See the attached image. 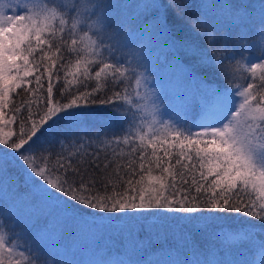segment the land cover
Masks as SVG:
<instances>
[{
  "label": "snow or ice",
  "instance_id": "snow-or-ice-1",
  "mask_svg": "<svg viewBox=\"0 0 264 264\" xmlns=\"http://www.w3.org/2000/svg\"><path fill=\"white\" fill-rule=\"evenodd\" d=\"M127 7L111 0H16L15 6L10 0H0V120L9 94L21 87L24 78L41 68V75L48 76L47 104L40 109L43 114L32 120L30 127L31 115H20L19 135L0 136V192L12 190L24 198L38 197L44 206L40 212L52 228L70 230L86 224L78 211L94 217L103 214L96 218L107 223L93 222L90 227L119 235L123 254L116 255L97 244V264H264V239H257L254 226L222 236L211 230L215 213H242L264 224V3L260 5L258 35L241 31L214 35L210 21L194 18L193 29L216 51L193 53L202 63H211L233 85L212 91L209 102L221 104L222 114L215 123H195L193 127L200 128L199 132L161 117L147 77L138 70L142 67L137 63L140 53L130 47L152 32L170 39L168 11L181 18L187 3L153 0L134 5L140 9L134 20L114 12ZM228 12L238 21L237 29L245 24L247 6L229 5ZM133 24L136 27L130 30ZM219 41L223 43L216 47ZM253 45H260V56L255 58L259 62L236 59L239 54L243 60V51ZM124 48L127 54L118 58L116 53ZM45 60L50 63L45 64ZM241 72L250 73L249 80L259 73V85H238L235 78ZM62 74L78 79L80 87L66 90ZM41 75L35 76L37 82ZM53 78L60 83L57 91L61 100L67 102L48 106L57 87ZM93 79L96 83L90 91L80 90L88 89ZM102 91L104 95H94ZM233 97H239V102ZM96 103L116 105L114 110L123 113L128 129L107 140L97 134V139L89 138L88 143L83 137L75 144L69 141L68 148H74V154L65 153L64 142L55 156L42 147L44 137L58 121L63 118L82 124L77 110ZM22 105L23 101L14 103L13 113L19 115ZM128 113L132 114L130 120ZM138 113L143 115L138 117ZM113 145L128 148V159L124 160V153ZM101 152L105 153L103 166L98 162ZM21 166L23 185L30 187L24 193L11 171ZM92 169L106 174L97 176ZM194 172H199V181L194 175L190 181L186 178ZM209 176L215 179L209 181ZM11 219L5 201L0 208V264H34L32 253L38 247L28 246L24 228L16 232L17 225L10 223ZM113 220L118 223L113 225ZM196 236L208 243L201 247ZM103 239L101 231L97 240ZM156 240L163 242L167 261L136 259ZM245 247L256 249L254 259L233 255Z\"/></svg>",
  "mask_w": 264,
  "mask_h": 264
},
{
  "label": "trees",
  "instance_id": "trees-1",
  "mask_svg": "<svg viewBox=\"0 0 264 264\" xmlns=\"http://www.w3.org/2000/svg\"><path fill=\"white\" fill-rule=\"evenodd\" d=\"M112 3H118L121 5H127V8H119L115 9L114 12L117 15H124L127 16L126 13H129L132 6L134 5H142L145 3H152L153 0H111ZM160 3L166 4L167 0H159ZM188 7L185 9L184 15L181 18H177L175 13L171 10L168 11V27H169V36L170 39L167 38L163 34L159 33H149L145 34L142 38H140L136 44L130 45V47L142 54V51L147 49L149 44L153 41L159 40L158 46L156 47L154 52V57L152 59L153 63L151 65V71L155 73H162L161 69L164 71H169L177 75L181 80H185L187 84H190L193 91L196 92L200 91H208L215 90V89H228L232 87V83L230 81H226L222 78L219 72L216 71V68L211 63H202L201 58L199 55L194 54L193 50H198L199 52L204 53H211L216 51V48L213 47L209 42L206 41L205 37L198 34L192 27V24L196 23L195 17L199 16L202 19L208 20L214 25L215 33L214 35H219L223 30L222 36L225 32L234 34L236 31H240L242 29H248L252 31L253 34H259V25H260V5L264 3V0H185ZM229 5H234L236 7H240L241 5L247 6V18L246 22L243 27L237 29L236 24L238 21L232 19L231 15L228 12ZM131 16V19H135V11H140L135 7ZM257 20V21H256ZM256 21L257 23L253 25V22ZM136 25L133 24L130 26L131 29H135ZM245 29V30H246ZM173 41L177 43H173ZM219 44V42H218ZM217 44L216 47H219ZM260 46V45H259ZM45 50H47L45 46ZM231 50V49H230ZM55 49H53V52ZM239 52V50H237ZM128 52L127 48L121 49L120 52L116 53L117 57H121L122 55H126ZM36 61L35 63H40L39 60V52L35 54ZM51 55V53H50ZM260 56V52H257V55L251 56L250 52L246 53V57L244 56L243 60H241L240 55L238 54L236 59L240 60L241 63L245 61H252V62H259L256 57ZM31 59V58H30ZM131 59V57H129ZM45 64L50 63V60H45ZM137 63L142 65L139 67L138 70L145 73H148V68L144 67V63L142 57L139 56ZM75 64V60L73 59V66ZM74 71V67L72 68ZM55 71V69H53ZM43 69L41 68L40 71H36L34 69L33 75L24 78V81L21 84L19 89H16L15 93L9 94V102L8 107L3 110L4 112V120L7 124V130L3 129V135L5 137L15 138L19 135V124H20V115L24 117H28L31 115V119L28 120L27 127H30L32 120H38L39 116L43 113L40 109L45 108L47 104V95H46V88L48 83V76L47 73H41ZM244 74V75H243ZM36 75H41L40 82H37L35 79ZM238 76H244L243 79L245 83L242 86H245L247 82H254L255 84L259 85V73L254 80H249L248 77L251 75L248 72L238 73ZM150 76V75H149ZM152 76V75H151ZM150 76V77H151ZM61 81H67L66 90L68 91H75L77 87H80V81L75 79L71 76L65 77L63 74L61 75ZM155 81H158V76L152 77ZM54 83L57 84V87L54 88L53 91V98H52V105L53 106L57 103V101L61 103H66L67 100H61V96L57 89L60 87V83L53 78ZM95 80L93 79L89 82V88L84 89L80 88L81 91L84 90H91V87L95 86ZM43 85V87H41ZM17 93L19 94L17 96ZM110 93V90L108 92ZM94 95H104L102 91L99 94ZM23 101V105L21 107V113L19 115L13 113L12 108L13 104H20ZM81 104H85L84 101H79ZM116 105L113 104H87V106L81 107L77 110L79 113L81 123L72 122L69 123L65 119H61L58 123L46 134L44 137V143L42 145L43 148L48 149L49 152L55 156L57 153L61 152V142L65 143V153L66 154H74L75 149L68 148V142L71 141L72 144H75L79 138L83 137L84 142L88 143L89 138L95 141L97 139V134H99V139L107 140L111 139L114 135H121L123 130L128 129L129 123L128 120L122 119L123 113H117L115 109ZM125 109L127 106H124ZM129 120L131 119V113H128ZM138 117L143 115V113H138ZM215 121V120H214ZM201 121L195 122V120L191 119H182L179 122L183 123L185 127H192L193 132L201 131L200 128L193 127L195 123H214ZM47 127V125H45ZM27 130V128H26ZM171 140V137L168 138ZM93 147H102L99 145H93ZM116 148L117 151L124 153L123 159L127 160V152L128 148L125 146H112ZM149 151H151L149 149ZM173 152L178 151L177 149H173ZM109 154H111V149H108ZM105 160V153L101 152V156L99 159V163L103 166ZM54 163V161H53ZM138 166V162H137ZM108 169L106 171H110ZM15 177L18 180L20 185V192L24 193L26 191H30V187H25L23 185V172L22 166L13 168L11 170ZM97 176L104 175L106 173H101L100 169H92ZM204 173L207 174V169L205 168ZM154 174H157L154 172ZM199 181L200 175L199 172H194L186 176V178L190 181L193 178ZM215 179L214 176H209L208 180L211 181ZM11 192V191H10ZM1 200L2 197L0 195ZM39 199V198H38ZM35 195H29L27 198L22 196L21 200L24 204L29 205L30 207H34L37 205H41ZM5 204V202L3 201ZM78 216H82L86 224H81L79 226H73L70 230L65 228L67 232V242L76 240V237L81 234L95 231L90 226L93 224L89 222L91 219L86 213L82 212V214H77ZM97 217L103 214H96ZM205 216L209 215L207 212L204 213ZM217 218L211 222V230L219 233L221 236L225 233H236L238 231L249 229L250 227L254 226V230L257 233V239H264V224H262L258 220H253L250 217L244 216L242 213H215L213 214ZM34 217V215H32ZM96 218V217H95ZM228 220H227V219ZM35 217L33 218V220ZM113 225H116L118 222L113 220L111 222ZM195 240L197 243L201 245V247L205 246L208 242L206 240L201 239L200 236H196ZM162 241L156 240L153 243L151 248H148L146 251L140 253V257L146 258L149 257L152 252L160 249L162 245ZM120 245L123 247V241L120 240ZM33 248H36L32 246ZM70 251H72L70 249ZM242 251L243 254L238 255L237 253ZM160 252V251H159ZM234 254L237 258H245L254 259L256 255V249L249 250L247 247L237 249L234 251ZM32 255L36 258L34 264H57L56 260L53 261L50 257V252L40 250L33 251ZM65 264V263H62Z\"/></svg>",
  "mask_w": 264,
  "mask_h": 264
},
{
  "label": "rangeland",
  "instance_id": "rangeland-1",
  "mask_svg": "<svg viewBox=\"0 0 264 264\" xmlns=\"http://www.w3.org/2000/svg\"><path fill=\"white\" fill-rule=\"evenodd\" d=\"M10 2L13 4V6H15L16 0H10ZM133 11L134 8L132 7L130 12L126 13V15L131 17L129 14H132ZM138 12L139 11H135L136 15ZM9 14L12 13L9 12ZM256 21L253 22V25L257 23ZM245 29L240 31L246 32L250 35L253 34L252 31ZM222 33L223 30L218 36H222ZM158 43L159 40L153 41L151 44H149L147 49L142 51L140 56L142 57L144 67L148 68L149 75H152L150 77L148 73H145V76L147 77L148 88L154 93L152 98L159 104L161 117L165 120L171 118L177 122L182 119L189 118L191 120H195V122H201L204 120L207 122H212L215 120V123L222 114V105L219 103L212 104L209 102L213 90H209V92L200 90L194 92L190 84H187L185 80H181L177 75L170 73V70L164 71L161 69L162 73L160 74L151 71V65L153 63L152 59L154 57L153 50L155 51ZM222 43L223 41H219L218 46L220 47ZM248 52H250L251 56L257 55V52H260V46H249L247 50L243 51V58L244 56L246 57V53ZM154 76H158V81L152 79ZM243 77L244 76L237 75L235 78L238 85L242 86L245 83ZM233 99L237 103L240 100L239 97H233ZM3 120H0V136L4 134L1 130H7L8 123ZM38 182L41 184L43 183L39 180ZM0 195L3 199L1 200L0 198V208L4 207L3 201H7L9 214L12 216L10 223H15L17 225L14 230L16 232H20L21 228L26 225L24 234L25 238L27 239L28 246H34L36 248L38 247L40 250L42 249L50 252V258L52 259L53 257L57 262H55L53 259L52 260L57 264H97L99 259L95 253L97 244H101L106 248L112 249L113 253L116 255L123 254V247L120 245L121 238L117 234H112V230L94 229L95 231L81 234L76 236L80 238H76V240L71 242L68 240L67 242L68 235L66 230L52 228L47 223L48 218L41 214L40 209L44 207L42 203L41 205H37L32 208L29 205L24 204V202L21 200L22 196L15 195L12 190H9L6 194L4 192H0ZM36 198L38 199V197ZM39 202L41 201L39 200ZM82 212L83 211H78L77 214H82ZM32 215L35 217L34 220ZM90 217L91 219L89 222H95L96 225L107 223L105 221H100L94 216ZM101 231L104 234V239L102 241L97 240V236ZM36 240H38L37 243H35ZM20 243L23 244L24 240H21ZM163 247L166 248L167 244H164ZM70 249L72 251H70ZM237 254L241 255L243 252L240 251ZM233 255L235 256L234 253ZM136 259H151L154 261L161 259L162 262H165L167 261L168 257L167 253L160 248L155 252H152L149 257L143 258L139 255V257Z\"/></svg>",
  "mask_w": 264,
  "mask_h": 264
}]
</instances>
